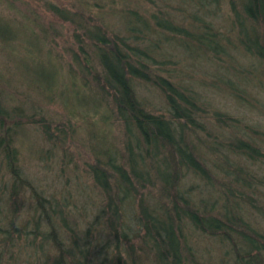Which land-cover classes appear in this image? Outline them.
<instances>
[{
  "label": "trees",
  "instance_id": "16d2710c",
  "mask_svg": "<svg viewBox=\"0 0 264 264\" xmlns=\"http://www.w3.org/2000/svg\"><path fill=\"white\" fill-rule=\"evenodd\" d=\"M188 1L192 5L188 28L166 18V0H72V9L47 6L49 12L73 26L80 52L74 54L75 61L83 65V74H92L100 89L109 94L127 135L136 141L126 144L128 155L123 160L121 155L115 157V151L107 150L102 153L105 161L97 159L90 167L93 182L103 195L100 211L91 225L95 230L103 228L99 237L90 232L91 226L79 235L68 225L71 213L65 211L66 201L44 196L23 177L14 142L24 115L19 107L8 108L1 99L0 171L8 175L5 181L9 185L6 204L0 209L2 250L20 239L27 243L32 256L46 260L43 264H140L142 254L150 256V264H203L184 245L183 224L187 219L192 230L221 236L230 243L232 258L228 264H264V234L245 222L241 208L254 207L250 200L259 191L260 179L256 174L264 165V141L252 136L240 120L216 111L210 115V123L229 133L219 142L210 136L196 135L197 130H204L199 98L189 87L169 77L168 69L162 68L160 74L156 71L152 75L150 70L158 65L151 55L153 49H158L163 39L167 41L170 36L184 52L213 58L220 65L225 59L229 61L222 67L224 74L218 83L225 85L229 95L240 104L252 107L257 101L250 96L253 89L264 91V0H229L228 31L203 21L205 16L214 18V12L206 7L215 6L217 0ZM109 17L115 19L118 28L110 27ZM87 46L94 48L98 73L91 67L84 68L88 62ZM237 51L249 58L240 72L230 64ZM134 80L150 83L160 91L169 116L145 110L135 95ZM25 119L30 123L36 120L29 115ZM188 136H195L198 145L189 141ZM197 147L214 156L212 163L217 169L207 164ZM157 155L162 156L165 168L156 169L161 183L177 189L174 194L162 196L165 203L159 201L147 208L141 202L136 212L132 206L138 192L135 187H142L146 176L148 181L149 174L143 171L147 168L146 159L154 162ZM182 168L202 179L211 191L222 192L216 197V201L223 202L220 213L219 207L218 211L214 209L218 202L208 210L196 209L189 195L179 191ZM4 188L7 187L1 186L0 190L5 193ZM165 192L169 191L164 189ZM135 238H142L147 250L135 249L131 244Z\"/></svg>",
  "mask_w": 264,
  "mask_h": 264
},
{
  "label": "rangeland",
  "instance_id": "374dc122",
  "mask_svg": "<svg viewBox=\"0 0 264 264\" xmlns=\"http://www.w3.org/2000/svg\"><path fill=\"white\" fill-rule=\"evenodd\" d=\"M228 3L229 0H217L215 6L207 5L206 8L214 12V18L205 16L203 21L212 22L215 29L228 31ZM49 4L72 9V0H0V100L8 108L19 107L24 115L19 120L14 145L18 153L19 170L29 181L30 187H35L46 197L56 196L66 201L65 211L71 213L67 215L68 225L79 235L91 226L90 232L99 237L103 227L95 230L96 227L91 222L100 211L99 202L103 195L93 182L90 167L97 159L105 161L102 153L107 150L115 151V157L121 155L123 160L128 155L126 144L129 141L135 143L136 140L127 135L119 111L109 94L106 95L100 89L92 74L82 73L83 65L74 58V54L80 52L73 37V26L49 12ZM165 5L168 14L166 18L188 28L192 22L191 3L188 0H166ZM108 21L112 22L110 27L118 28L115 19L109 17ZM171 38L169 36L167 41L163 39L159 48L153 49L151 55L158 65L150 68L151 75L156 71L160 74L162 68L168 69L169 77L175 78L178 84L189 87L195 98H199L203 116L200 122L204 130H197L196 135L202 138L210 136V139L219 142L229 133L210 123V115L216 111L240 120L252 136L264 141V91L260 93L256 92V88L253 89L250 96L257 101L252 107L240 104L229 95L225 85L220 86L218 83L224 74L222 67L229 61L225 59L223 65H220L221 62L213 58L210 60L201 54L184 52ZM85 55L88 62L84 63V68L91 67L93 72L98 73L100 67L94 56V48L87 46ZM234 56L235 59L232 57L230 64L240 72L249 58L239 51ZM229 78L233 79L232 76ZM259 79L261 78H257L258 81ZM133 88L146 111L154 115L169 116L164 99L156 87L134 80ZM26 115L33 116L36 120L27 122ZM41 124L47 125V128H43ZM187 138L194 144L198 140L195 136ZM198 151L212 169H217L212 163L213 155L205 154L207 152L202 147ZM163 152L166 153L165 150ZM161 159V155H157L154 162L146 159L145 166L148 169L143 171L149 177L147 181L146 176L142 187H135L138 192L134 195L132 206L136 212L139 211L141 202L144 206L148 205L147 208L155 206L159 201L165 203L166 199L162 196L174 194L177 189L176 186H172L173 189L166 188L157 176L156 169H165ZM254 169H257L256 166ZM1 171L0 188H7H4L5 193L0 190V209L6 204L5 194H8L9 189L8 182L5 181L8 175ZM257 171L259 191L250 200L255 203L254 207L241 208L245 222L258 233L264 234V165ZM180 173L178 189L184 195H189L196 209L205 207L208 210L212 203L218 202L214 209L218 211L219 207V213L221 212L223 202L219 199L216 201V197L219 198L222 192L211 191L202 179L185 168ZM163 188L169 192L163 193ZM27 205L28 202L24 203V208ZM132 206L127 207L131 209ZM2 216L0 213V218ZM184 220V245L191 248L196 260L203 264H228L232 258L228 246L230 243L221 236L212 237L194 231L188 220ZM131 244L135 245V249L142 247L147 250L142 238L133 239ZM26 245V242L16 239L10 248L4 247L2 250L0 247V264H43L46 261L42 256H32L31 249ZM149 258L150 256L142 254L138 261L140 264H150Z\"/></svg>",
  "mask_w": 264,
  "mask_h": 264
}]
</instances>
